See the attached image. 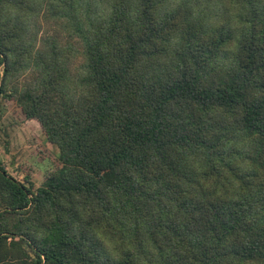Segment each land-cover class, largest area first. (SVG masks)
Here are the masks:
<instances>
[{
    "label": "trees",
    "instance_id": "obj_1",
    "mask_svg": "<svg viewBox=\"0 0 264 264\" xmlns=\"http://www.w3.org/2000/svg\"><path fill=\"white\" fill-rule=\"evenodd\" d=\"M187 2L0 0V98L59 152L37 187L0 164V264H264V0ZM42 5L83 42L77 90Z\"/></svg>",
    "mask_w": 264,
    "mask_h": 264
},
{
    "label": "rangeland",
    "instance_id": "obj_2",
    "mask_svg": "<svg viewBox=\"0 0 264 264\" xmlns=\"http://www.w3.org/2000/svg\"><path fill=\"white\" fill-rule=\"evenodd\" d=\"M187 3L194 7L200 4L201 12L214 20L222 19L229 8V16L234 13L227 0H188ZM34 14L26 19L36 48L49 51L55 47L52 51L59 54V64H63L72 88L77 90L78 73L84 60L83 42L77 31L68 19L53 15L46 5L38 7ZM35 75L36 69H30L24 79L30 80ZM58 154L57 146L48 142L36 120L26 118L14 101L0 98V164L11 176L21 182L27 176L37 187L47 174L59 167Z\"/></svg>",
    "mask_w": 264,
    "mask_h": 264
}]
</instances>
